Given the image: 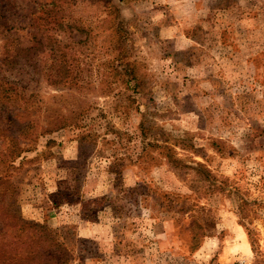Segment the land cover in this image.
I'll return each mask as SVG.
<instances>
[{
	"label": "rangeland",
	"instance_id": "rangeland-1",
	"mask_svg": "<svg viewBox=\"0 0 264 264\" xmlns=\"http://www.w3.org/2000/svg\"><path fill=\"white\" fill-rule=\"evenodd\" d=\"M29 1L49 0H1L0 22ZM62 1L85 20L106 5ZM118 1L134 89L106 77L101 53L91 88L67 95L39 76L42 52L2 62L0 36V76L71 121L40 133L41 117L19 135L39 117L0 115V242L22 219L53 234L65 264H264V0ZM0 30L28 44L27 28ZM12 139L26 147L17 158ZM29 248L15 247L24 264Z\"/></svg>",
	"mask_w": 264,
	"mask_h": 264
},
{
	"label": "trees",
	"instance_id": "trees-1",
	"mask_svg": "<svg viewBox=\"0 0 264 264\" xmlns=\"http://www.w3.org/2000/svg\"><path fill=\"white\" fill-rule=\"evenodd\" d=\"M103 1L106 2L103 10L96 14L95 19L90 20L82 19L80 15L76 16L73 13L74 10H66L62 0L36 1V3L29 1L28 4L32 2L36 4L35 7L29 5L31 10L28 9V15L21 14L19 19H10L4 14L1 15V18L5 20L0 22V29L4 28L6 31L15 29L16 31L19 28H27L23 35L26 39L28 37V44L25 45L23 41H20V34L4 33V35H0L4 36L5 42L1 61L16 62L17 56L24 52L26 56L34 54L40 58V52H42L44 57L40 62L43 59L44 63L39 76L47 85L65 89L67 95L75 96L74 93L78 92L79 95L75 97L80 99L81 93L89 90L86 87L91 88L90 81L86 78L87 75L85 77V74L92 71L93 59L98 60L101 53H106L104 61L99 63L104 65V70L107 71V73L105 71L106 77H109L108 70L112 71V75L121 73L125 81L128 82L129 88H136L138 83L134 64L127 58L129 52L128 32L125 28V19L121 14L122 4L118 0ZM21 17L24 18V26H19L16 23L21 24ZM105 24H108L109 30L103 28L101 32L97 31ZM104 32L114 35V41L108 46L104 44L106 40ZM0 33L3 34V31L0 30ZM69 33H72V36ZM17 45L20 47L16 48ZM8 57L10 58L7 61ZM81 64H84L85 68L83 66L81 68ZM20 82V80L10 81L4 76H0V115L5 114L4 121L7 120L9 124H14V118L22 114L30 116L35 113L39 117H25L21 121L22 127L20 129L18 127L19 135L33 123L38 122L41 117L44 118L43 122H46V125L42 127L40 133L51 132L71 123V121H66L64 116H59L58 113L55 115L56 117L53 116L52 110H55L56 106L49 103L44 104L43 101L39 103L36 98L37 94L25 90V86L19 85ZM109 89H101V94H109ZM17 142V139H12L11 147L12 152L14 151V158L20 156L22 150L26 148L20 146L18 148ZM15 221L21 232L8 241L0 242V264H24L20 255L17 254L16 245L30 246L28 254L24 257L28 263L65 264L66 260L61 261L60 254L64 253L61 245L56 242L53 234L48 232L45 226L22 219ZM24 225L34 227L40 232L36 230L37 233L34 232L31 239L24 238L22 236ZM38 233L45 238L37 235ZM43 240L48 244L43 245V248L40 249L39 246L42 244L39 242Z\"/></svg>",
	"mask_w": 264,
	"mask_h": 264
},
{
	"label": "built area",
	"instance_id": "built-area-1",
	"mask_svg": "<svg viewBox=\"0 0 264 264\" xmlns=\"http://www.w3.org/2000/svg\"><path fill=\"white\" fill-rule=\"evenodd\" d=\"M243 262H244V260H241V261H240V263H243Z\"/></svg>",
	"mask_w": 264,
	"mask_h": 264
}]
</instances>
